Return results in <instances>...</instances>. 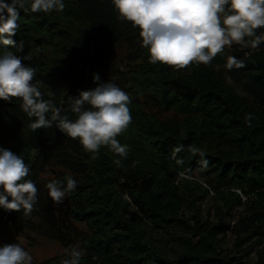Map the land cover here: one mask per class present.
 <instances>
[{
	"label": "trees",
	"instance_id": "1",
	"mask_svg": "<svg viewBox=\"0 0 264 264\" xmlns=\"http://www.w3.org/2000/svg\"><path fill=\"white\" fill-rule=\"evenodd\" d=\"M64 3L63 11L47 14L31 13L28 5L19 9L13 39L23 51H0L34 68L43 98L72 120L70 99L98 86L94 73L130 92L132 122L117 137L128 146L127 158L118 165L121 158L108 147L85 152L55 123L32 132L20 99L0 100V147L24 159L38 189L29 217L0 209V245L5 233H30L58 243L65 258L79 244L87 253L80 264H264V43L257 49L233 44L211 65L177 70L149 63L138 31L117 19L111 0ZM229 56L244 67L227 70ZM121 61L131 71L121 74ZM162 109L175 116L160 118ZM133 141L139 145L126 143ZM178 145L183 165L172 159ZM193 148L205 153L207 167ZM181 174L200 175L207 187ZM69 175L78 181L76 190L67 194L68 204H54L47 183L66 184ZM211 192L217 200L213 222L197 213L199 199ZM124 197L141 216L130 213ZM243 199L250 203L247 214L231 228L227 217L245 207ZM228 232L235 237L230 251L223 249Z\"/></svg>",
	"mask_w": 264,
	"mask_h": 264
},
{
	"label": "clouds",
	"instance_id": "2",
	"mask_svg": "<svg viewBox=\"0 0 264 264\" xmlns=\"http://www.w3.org/2000/svg\"><path fill=\"white\" fill-rule=\"evenodd\" d=\"M117 19L127 22L138 31L142 47L149 53V63L174 66L177 70L195 63L211 65L226 46L233 44L257 49L264 43V0H111ZM28 5L31 13L63 11L64 0H0V46H12L23 51V43L17 46L20 19L19 9ZM26 11L28 9H25ZM25 57L24 59H27ZM224 67L227 70L244 67L243 60L229 56ZM36 72L25 66L22 58L12 51H0V100L11 103L19 98L20 107L31 121L32 132L55 127L67 137L78 140L83 150L98 154L108 147L119 165L127 158L128 146L119 137L132 122L129 95L116 84L101 82L98 73L93 82L98 86L80 91L71 97L69 111L76 115L72 120L61 115L51 100H45L33 83ZM49 113L51 116L49 117ZM250 119V118H249ZM183 145L173 149L172 159H177ZM201 157L198 162L207 167L205 153L192 149ZM30 168L21 156L0 147V209L21 212L29 217L37 203V186L28 179ZM65 183H47L48 196L54 204L63 202L67 194L77 188L78 181L71 175ZM68 258L61 264H80L87 254L79 244L66 250ZM94 261L99 257L93 256ZM29 251L18 243L0 246V264H32Z\"/></svg>",
	"mask_w": 264,
	"mask_h": 264
},
{
	"label": "rangeland",
	"instance_id": "3",
	"mask_svg": "<svg viewBox=\"0 0 264 264\" xmlns=\"http://www.w3.org/2000/svg\"><path fill=\"white\" fill-rule=\"evenodd\" d=\"M230 46H226L225 48H229ZM116 53H120V50L118 49ZM228 59V58H227ZM122 65H117L119 68V72L122 73H128V71H131V67L122 62ZM123 86V85H122ZM123 91H125L129 96L130 92H127V90L123 87ZM133 101V100H131ZM151 107H155L153 104H151ZM163 114L160 116V118L167 119L175 116L172 112H166L165 110L162 109ZM130 147H135V145H139L136 141L133 142H126ZM123 144V143H122ZM55 176V174H48L47 178L52 179ZM179 179H189L190 181L196 180L200 182L203 186L207 187L205 184L204 180L200 175H196L195 177L191 178L185 174H181L179 176ZM124 200L127 202H130L131 208H130V213L133 215H140L137 207L131 203V201L127 198L124 197ZM69 197L66 195L64 198L62 204H68L69 203ZM243 202H245V207H239L236 206L234 209L230 212V215L227 217V222L229 223L231 228H234L235 225L239 222L240 218L243 217L245 214H247V209H249L250 203H247L248 201L246 199H243ZM198 204V210L197 213L200 212V215L203 216V219L207 220L209 219L210 221H217L215 217V211H216V205H217V200L214 198V193L211 192L210 195L204 198L199 199ZM226 212V210H224ZM199 214V213H198ZM141 216V215H140ZM150 225L147 226V230L149 231ZM177 234L182 235L181 233L177 232ZM156 236L159 238L160 235L156 234ZM1 245L3 246L5 244H12V243H18L21 247L25 248V250L29 251L30 254L33 257V262L32 264H40L42 262H46L55 258H60L64 259L66 252L64 249L55 241L48 240L44 237L38 236V235H33L30 233H25L22 234L21 236H14V235H9L8 233L4 234L2 240H1ZM235 244V237L231 232H228L226 235V240L223 243V249L226 251H230L233 249V246ZM170 248V245L168 246ZM254 256V253H253Z\"/></svg>",
	"mask_w": 264,
	"mask_h": 264
}]
</instances>
